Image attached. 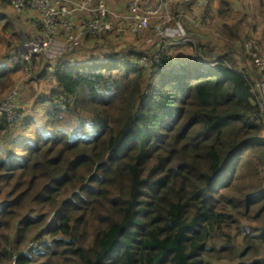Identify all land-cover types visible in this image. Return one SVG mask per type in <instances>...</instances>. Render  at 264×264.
I'll return each instance as SVG.
<instances>
[{
  "label": "trees",
  "instance_id": "1",
  "mask_svg": "<svg viewBox=\"0 0 264 264\" xmlns=\"http://www.w3.org/2000/svg\"><path fill=\"white\" fill-rule=\"evenodd\" d=\"M237 12L231 0L211 8L229 46L199 43L196 59L146 67L145 47L52 70L32 59L30 81H49L35 100L49 105L41 124L18 105L19 121L0 118V264H264V69L253 55L264 45L249 48L258 24L246 29L255 18L264 37V0ZM24 66L0 63L4 92Z\"/></svg>",
  "mask_w": 264,
  "mask_h": 264
},
{
  "label": "built area",
  "instance_id": "2",
  "mask_svg": "<svg viewBox=\"0 0 264 264\" xmlns=\"http://www.w3.org/2000/svg\"><path fill=\"white\" fill-rule=\"evenodd\" d=\"M10 3L17 13L30 15L36 31L33 35L28 31L22 33L8 53V61L24 64L29 75L34 57L62 62L83 37L103 39L112 34L117 37L126 30L136 36L154 30L157 43L150 52L141 54L139 63L146 67L166 64L175 58L179 48L192 44L198 49L192 34L195 32L189 27L199 28L210 21L214 0H129L122 13L113 11L108 0H10ZM255 42L250 40L248 47ZM253 55L256 65L263 70L264 57L257 52ZM259 86V105L264 114V78L259 80ZM17 94L18 91H12L4 102L0 100V118L9 122L19 120ZM33 246L29 245L26 251Z\"/></svg>",
  "mask_w": 264,
  "mask_h": 264
},
{
  "label": "rangeland",
  "instance_id": "3",
  "mask_svg": "<svg viewBox=\"0 0 264 264\" xmlns=\"http://www.w3.org/2000/svg\"><path fill=\"white\" fill-rule=\"evenodd\" d=\"M259 1L260 0H234V6L238 11L237 14L238 13L240 14L244 11H247L250 14H253L255 11L256 5L259 4ZM215 2L218 4V0H214L213 6H214ZM256 2H257V4H256ZM173 8H174V5H173ZM5 9L6 8L0 4L1 13L6 12L7 18L13 22H12V25H11V28L9 29V31L3 30L4 34L6 32H8L6 34L11 35V33L17 32L20 35V33L27 32V31H23L24 26H22V24L19 23V21H18L19 17L15 14V12L13 10H11L10 8H8L7 10H5ZM4 21H5V19L1 20L2 23ZM250 22H251V24L246 26V29L249 31L253 30L252 28H249L251 25L254 26V25H256V23L258 24V31L255 30L254 32H252V35L254 38H251L250 40L263 39V42H262V46H263L264 45V37L262 34V30H261L262 26L259 25L258 20L255 18H251ZM210 24H211V20L208 23L201 25L199 28L196 26L189 27L190 30H193L194 32L196 31L195 33H192V34L195 37L198 44H199V40H200L199 39L200 34L198 32H203L205 30L208 31ZM3 32L0 29V33H3ZM149 33H150V39L152 41V44L150 46L145 47L146 50H150L153 47V45H155L157 43V39H156L157 35L154 32V30L152 31V29H151V31ZM214 36H215V34H214ZM18 39L13 38L11 40V42H9L10 40H7L6 38H4V36H1V34H0V63L8 60V53H9L11 47L20 41V40L18 41ZM205 41H207V40H205ZM105 42L107 44V42H109V41L106 40ZM120 45H122V42L119 40L118 41H110L108 43V45L106 46L107 49H105V48L104 49L108 50V51H113L114 49L121 50V48H119ZM228 46H229V44L227 42L225 43V40H222V42L219 44L218 47H215V46H213V47H214V51L216 53H221L222 51L226 50V48ZM131 47H133V46H130L129 48H131ZM185 47H188V45H186ZM192 47L195 49L196 46L192 45ZM192 47H190V48H192ZM125 48H128V47H125ZM190 48H186V50H181V51H183L182 53L187 52L188 54L187 55L181 54L179 58L183 57V59H185L187 57L186 59H188V58L195 59L194 56L196 54H193L194 50L190 49ZM138 49H140V48H138ZM143 49H144V47H143ZM245 53L246 52L241 54V52H240V54L237 55L238 58L240 59V61H239L240 66H243V60L242 59H244L246 64H249V58L248 57L244 58ZM198 55L201 56V54H198ZM258 55H259V53H258ZM204 56H205V59H208V60L211 58L210 55H208V57H206V55H204ZM11 64H13V63H11ZM55 64L56 63L47 64V65H48L49 69L52 70ZM33 75H34L33 72H30V74L27 75V73L25 72L24 69L23 70L21 69L18 72V74L16 73L15 75H13V79H12V82L10 84L14 83V85L11 89H8V90L6 89L7 91L4 92L3 88L0 87V100H1V102H4L5 96L8 93H10L12 91H18V94L16 95V101H15L17 103V105L18 106H24L23 113L25 112L27 115H30L35 120L34 122L41 124L42 123L41 121L44 118H41V116L38 115L37 113L42 107H48L49 102L44 101L43 106H41L38 103L39 101L35 100V97H37L38 94H40L42 92L45 93L46 91H48V89L46 87V84H48V83H46V82H49V81H48V78L43 79L39 83H37L34 80L30 81V78ZM257 85H258V88L260 89L259 81H258ZM18 97H20V99H17ZM60 107L61 108L66 107L65 103L61 102ZM16 108H18V107H16ZM235 231L236 230L233 229V232H235ZM243 237H244V232H242L238 236H236V240H237L236 243L241 248L243 246ZM29 245H34V243L32 244V240H30L29 243L24 246L22 251L25 252ZM263 250H264V247H263ZM262 255H264V251L262 252ZM12 263H13V261L10 264H12ZM208 264H235V262H232V261L226 259V260H221V261L214 260L213 262L208 263Z\"/></svg>",
  "mask_w": 264,
  "mask_h": 264
},
{
  "label": "crops",
  "instance_id": "4",
  "mask_svg": "<svg viewBox=\"0 0 264 264\" xmlns=\"http://www.w3.org/2000/svg\"><path fill=\"white\" fill-rule=\"evenodd\" d=\"M128 1L129 0H108V4L113 11L122 13L124 11V9H126ZM231 1L234 4V0H231ZM216 2H215L212 9L217 7L218 4ZM0 4L6 8L5 10L10 8L11 10H13L15 12V14L19 17L18 18L19 23L22 24V26H24L23 31H28L32 35L36 32L35 28L30 23V15H21V14L17 13L11 5H4L2 0H0ZM0 13H1V11H0ZM4 13H6V12H4ZM6 15H7V13H6ZM10 22L11 23L9 25V28H11L13 21L10 20ZM219 23H220L219 20L211 18V24L209 26V30L208 31L205 30L203 32H198L200 34V36H199L200 42L199 43H202V44L208 43L211 47H213V44L215 42L214 46L218 47L219 44L223 40V37L221 36L220 31H217V27H216V25ZM0 29L3 32V30H4L3 25H0ZM150 31H151V29H149L146 32V34H144L143 36H136V35L132 34L131 32H129L128 30H126L125 34H123V35L121 34L120 36H117V37L115 36V34L106 35L103 39H96L93 37H83L81 39V41H79V43L75 46V49H72L70 52H68L63 57V58H65L64 62L73 63V62H82L83 60H86V61L99 60L102 57L103 53H105V51H106L105 49H107L106 48L107 45L105 42L106 40L109 42L110 41H118V40L121 41L122 45L119 46V48H121V49H123L125 47H128L127 49H131L133 47H137V48L141 49L143 47L150 46L152 44V41L150 39V33H149ZM0 34H1V36H4V38H6L4 32L0 33ZM214 34H215V36H214ZM21 36H22V33H20V39H21ZM205 40H207V41H205ZM109 42H107V43H109ZM130 46H133V47L129 48ZM184 48L185 47L179 48L176 52V55L178 54L180 56L181 53L183 52L181 50L186 49V48L185 49ZM190 49L194 50L193 54H196L194 56L195 59L200 57V55H198V54H200L198 49H196V48L194 49L193 47ZM213 49H214V47H213ZM196 51L199 53H197ZM187 54L188 53L186 52L185 55H187ZM47 62H48V64H54L55 63L54 61L53 62L47 61Z\"/></svg>",
  "mask_w": 264,
  "mask_h": 264
},
{
  "label": "clouds",
  "instance_id": "5",
  "mask_svg": "<svg viewBox=\"0 0 264 264\" xmlns=\"http://www.w3.org/2000/svg\"><path fill=\"white\" fill-rule=\"evenodd\" d=\"M211 20V19H210ZM197 48H199L198 47V43H197ZM53 62V61H52ZM55 63H63L64 62V60L62 61V62H59V61H54ZM19 121V120H18Z\"/></svg>",
  "mask_w": 264,
  "mask_h": 264
}]
</instances>
